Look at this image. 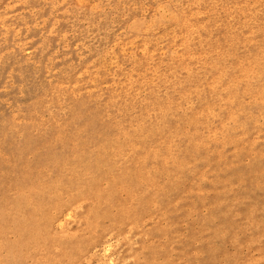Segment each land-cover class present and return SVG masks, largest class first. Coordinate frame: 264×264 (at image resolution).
I'll use <instances>...</instances> for the list:
<instances>
[{
  "label": "rangeland",
  "instance_id": "374dc122",
  "mask_svg": "<svg viewBox=\"0 0 264 264\" xmlns=\"http://www.w3.org/2000/svg\"><path fill=\"white\" fill-rule=\"evenodd\" d=\"M0 264H264V0H0Z\"/></svg>",
  "mask_w": 264,
  "mask_h": 264
}]
</instances>
